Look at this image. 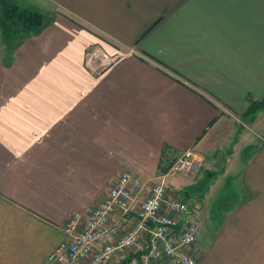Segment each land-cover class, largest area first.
<instances>
[{"label":"crops","instance_id":"obj_1","mask_svg":"<svg viewBox=\"0 0 264 264\" xmlns=\"http://www.w3.org/2000/svg\"><path fill=\"white\" fill-rule=\"evenodd\" d=\"M19 5L51 22L12 48L0 30V264H44L123 171L187 149L203 166L168 183L197 201L198 264H264V0Z\"/></svg>","mask_w":264,"mask_h":264},{"label":"built area","instance_id":"obj_2","mask_svg":"<svg viewBox=\"0 0 264 264\" xmlns=\"http://www.w3.org/2000/svg\"><path fill=\"white\" fill-rule=\"evenodd\" d=\"M203 161L200 154L187 149L162 166L154 178L123 171L99 205L87 213L70 214L64 226L67 239L44 264H111L116 257L114 264H158L160 260L198 264L193 252L200 232L197 201L173 191L168 178L193 175ZM137 203L134 224L118 233L119 227L111 224L113 215L119 213L122 219Z\"/></svg>","mask_w":264,"mask_h":264},{"label":"trees","instance_id":"obj_3","mask_svg":"<svg viewBox=\"0 0 264 264\" xmlns=\"http://www.w3.org/2000/svg\"><path fill=\"white\" fill-rule=\"evenodd\" d=\"M51 22L43 13L21 7L16 0H0V30L6 45L12 48L16 41L38 34ZM264 108L263 101L251 102L248 113Z\"/></svg>","mask_w":264,"mask_h":264},{"label":"rangeland","instance_id":"obj_4","mask_svg":"<svg viewBox=\"0 0 264 264\" xmlns=\"http://www.w3.org/2000/svg\"><path fill=\"white\" fill-rule=\"evenodd\" d=\"M16 2H18V4H19V2H20V0H16ZM21 4V3H20ZM34 9H38L39 11H41V12H43V13H45V14H48V12L46 11V10H44L43 9V7L42 6H40V7H38V6H34ZM179 155V154H178ZM204 158V157H203ZM203 164H204V161H203ZM203 164H202V166H203ZM201 166V167H202ZM147 188H145V190H146ZM147 191V190H146ZM180 193V195L181 196H183V197H185L183 194H184V191H180L179 192ZM187 199H189L188 197H187Z\"/></svg>","mask_w":264,"mask_h":264}]
</instances>
